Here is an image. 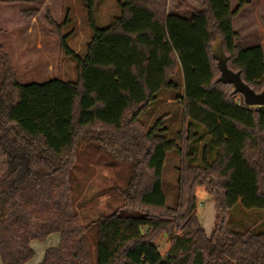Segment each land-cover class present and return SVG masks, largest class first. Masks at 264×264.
I'll return each instance as SVG.
<instances>
[{
	"label": "trees",
	"instance_id": "1",
	"mask_svg": "<svg viewBox=\"0 0 264 264\" xmlns=\"http://www.w3.org/2000/svg\"><path fill=\"white\" fill-rule=\"evenodd\" d=\"M201 1L202 9L179 5L192 10L188 19L169 14L168 0H123L115 21L99 28L94 0H85L92 29L85 57L68 36L61 42L76 62V81L21 83L0 41L3 264L27 263L35 254L31 241L56 233L59 246L48 248L39 264H264V231L231 229L222 215L207 235L196 207L195 190L203 185L215 199L216 218L238 202L247 210L264 208V105H248L233 84L219 80L211 46L221 36L227 64L257 93L264 89V48L236 43L233 22L249 0L235 8L232 0ZM180 72L184 119L176 140L166 135L167 115L150 128L141 116L161 91H181ZM198 126L209 140L195 165L196 143L204 137ZM87 140L132 163L124 204L92 222L93 242L70 179ZM171 151L183 160L174 207L162 177ZM161 233L172 240L165 254L156 242Z\"/></svg>",
	"mask_w": 264,
	"mask_h": 264
},
{
	"label": "rangeland",
	"instance_id": "2",
	"mask_svg": "<svg viewBox=\"0 0 264 264\" xmlns=\"http://www.w3.org/2000/svg\"><path fill=\"white\" fill-rule=\"evenodd\" d=\"M2 1L0 41L18 81L38 83L54 78L76 81L78 76L76 62L66 55L61 42L63 36H68V45L85 57L87 44L92 39L85 0ZM120 1L123 0H94L95 20L99 28L110 26L120 15ZM182 1L198 8L203 7V1L200 0H175L170 2L172 5L168 12L192 18L190 8L179 7ZM252 1L250 9L244 13L240 12L234 20L235 23L233 22L235 31L239 33L236 43L242 48L258 45L264 47V0ZM237 4L238 0H232L233 8ZM175 79L181 81L180 74ZM180 95L181 92L176 94L169 90L161 91L158 94V101L153 103L148 111L142 113L141 119L146 128H150L156 120L167 115L164 121V127L168 129L166 135L170 139L179 140L184 119L183 99ZM240 98L239 96L237 100L240 101ZM198 130L204 133V137L196 143L195 165L202 163L203 147L209 140L202 126H198ZM213 158L214 154L211 156V159ZM182 166L183 160L178 152H169L162 177L163 191L166 193L167 203L172 207L178 202V175ZM131 172L132 163L116 160L98 142L87 140L81 144L70 173L71 192L76 200L75 207L80 214L81 223L90 226L88 237L91 242L98 231L92 222L102 215L119 210L124 204L122 191L128 186ZM195 191L198 196L196 202L198 215L207 232L210 233L211 227H214V230L220 224L222 215L231 229L264 231V208L247 210L238 202L226 215L219 213L218 218H214L217 216L214 197L203 185H199ZM204 208L210 214L206 219L203 218ZM156 242L161 253L165 254L171 246V236L161 233ZM32 258L27 261L28 264Z\"/></svg>",
	"mask_w": 264,
	"mask_h": 264
},
{
	"label": "water",
	"instance_id": "3",
	"mask_svg": "<svg viewBox=\"0 0 264 264\" xmlns=\"http://www.w3.org/2000/svg\"><path fill=\"white\" fill-rule=\"evenodd\" d=\"M213 57L217 60V64L221 70L219 80L225 84L234 85V93L243 95L248 105L261 106L264 105V89L257 93L249 84L241 77L240 72H235L227 64L228 56L223 48V39L217 36L212 46Z\"/></svg>",
	"mask_w": 264,
	"mask_h": 264
},
{
	"label": "crops",
	"instance_id": "4",
	"mask_svg": "<svg viewBox=\"0 0 264 264\" xmlns=\"http://www.w3.org/2000/svg\"><path fill=\"white\" fill-rule=\"evenodd\" d=\"M171 1H175V0H168V2H169V5H168V10H169V8L171 7ZM201 1V0H200ZM171 2V3H170ZM23 5H26L25 3H22ZM253 4V1L252 0H249V2H248V4L247 5H245V7L242 9V11H241V13L243 12H247L248 11V9H250V7H251V5ZM190 6H192L193 8L195 7V8H197V9H202V8H198V7H196L195 5L193 6V5H191L190 4ZM180 7V6H179ZM178 7V8H179ZM182 8V7H181ZM180 8V9H181ZM168 10H167V12H168ZM192 11V10H191ZM169 13V12H168ZM170 14V13H169ZM177 15V14H176ZM180 15V14H179ZM188 19H191V18H188ZM235 23V22H234ZM234 25V24H233ZM26 28V27H25ZM27 31H29V30H27ZM262 46V45H261ZM264 48V47H263ZM180 74V77H181V81H179L181 84H182V89H181V95L180 96H183V94H184V89H183V87L185 86V81H184V78H183V74H182V72H180L179 73ZM177 81H178V79H176ZM173 92V91H172ZM180 92H175L176 94H180ZM183 99V98H182ZM182 102H183V100H182ZM215 204V203H214ZM212 205H213V203H212ZM214 207H215V205H214ZM210 216V214H208L207 213V210H205V208H204V211H203V218L204 219H206V218H208ZM216 216H214V218H215ZM200 222L202 223V221H201V218H200ZM203 227H204V229H205V231H206V233H207V235H211V233H212V231H213V228L214 227H211L212 229H211V232L209 233V232H207V230H206V228H205V226H204V223H203ZM60 237H61V235H60V233H56V234H52V235H50L46 240H44L43 242H40V241H37V240H33V241H31V244H32V247L34 248V250H35V254H36V256H34V258H32V261H31V263H29V264H39L40 262H42L43 261V257H44V254H45V252H46V250L48 249V248H50V247H57V246H59V241H60ZM169 248H170V246H169ZM168 248V249H169ZM0 264H3V261L1 260V257H0ZM28 264V263H27Z\"/></svg>",
	"mask_w": 264,
	"mask_h": 264
}]
</instances>
